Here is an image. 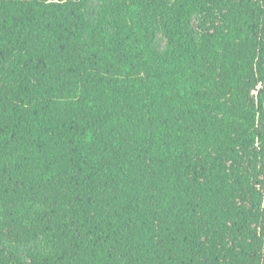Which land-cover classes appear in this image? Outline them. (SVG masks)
<instances>
[{"label": "trees", "instance_id": "1", "mask_svg": "<svg viewBox=\"0 0 264 264\" xmlns=\"http://www.w3.org/2000/svg\"><path fill=\"white\" fill-rule=\"evenodd\" d=\"M94 2L0 0V264H264V0Z\"/></svg>", "mask_w": 264, "mask_h": 264}, {"label": "rangeland", "instance_id": "2", "mask_svg": "<svg viewBox=\"0 0 264 264\" xmlns=\"http://www.w3.org/2000/svg\"><path fill=\"white\" fill-rule=\"evenodd\" d=\"M90 4H91V6L92 7H94L95 6V2H94V0H90ZM160 44H161V47H163L164 46V42L162 41V40H160Z\"/></svg>", "mask_w": 264, "mask_h": 264}]
</instances>
